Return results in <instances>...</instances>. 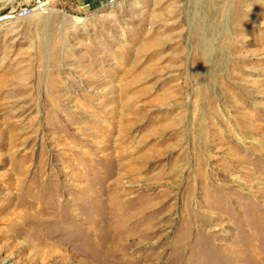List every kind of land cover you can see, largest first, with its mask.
<instances>
[{
    "label": "rangeland",
    "instance_id": "rangeland-1",
    "mask_svg": "<svg viewBox=\"0 0 264 264\" xmlns=\"http://www.w3.org/2000/svg\"><path fill=\"white\" fill-rule=\"evenodd\" d=\"M0 0V264H264V0Z\"/></svg>",
    "mask_w": 264,
    "mask_h": 264
},
{
    "label": "built area",
    "instance_id": "built-area-1",
    "mask_svg": "<svg viewBox=\"0 0 264 264\" xmlns=\"http://www.w3.org/2000/svg\"><path fill=\"white\" fill-rule=\"evenodd\" d=\"M106 4H111L116 2L117 0H100ZM44 10V1L43 0H29V2H25L21 4L19 7L14 8L12 11L3 14L6 17L13 18H26L31 16L36 12H41Z\"/></svg>",
    "mask_w": 264,
    "mask_h": 264
},
{
    "label": "crops",
    "instance_id": "crops-1",
    "mask_svg": "<svg viewBox=\"0 0 264 264\" xmlns=\"http://www.w3.org/2000/svg\"><path fill=\"white\" fill-rule=\"evenodd\" d=\"M100 2V0H61L64 9H69L71 12L81 11L85 8L94 7Z\"/></svg>",
    "mask_w": 264,
    "mask_h": 264
}]
</instances>
